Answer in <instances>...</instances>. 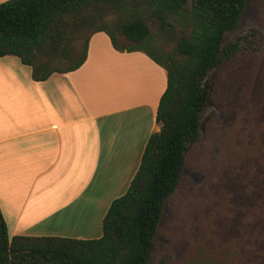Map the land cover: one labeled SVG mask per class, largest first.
<instances>
[{"label":"trees","instance_id":"trees-1","mask_svg":"<svg viewBox=\"0 0 264 264\" xmlns=\"http://www.w3.org/2000/svg\"><path fill=\"white\" fill-rule=\"evenodd\" d=\"M246 0H6L0 3V58L17 57L31 80L79 68L93 34L103 32L121 53L142 52L164 69L166 85L138 167L126 191L111 200L97 238L12 235L0 213V264H148L167 200L184 170L188 147L200 137L211 72L245 49L257 50L251 29L243 40H228ZM107 16H115L106 22ZM161 31L183 28L172 50L154 42L147 21ZM87 32L78 53L70 44ZM187 32V34H186ZM122 37L124 41L120 39ZM264 225V209L261 212ZM237 264H264V227L245 234ZM245 241V240H244ZM167 259L159 260L166 264Z\"/></svg>","mask_w":264,"mask_h":264},{"label":"crops","instance_id":"crops-1","mask_svg":"<svg viewBox=\"0 0 264 264\" xmlns=\"http://www.w3.org/2000/svg\"><path fill=\"white\" fill-rule=\"evenodd\" d=\"M93 37L79 68L43 82L0 58V213L12 235L99 237L118 172L131 179L160 128L164 69L109 39L92 52Z\"/></svg>","mask_w":264,"mask_h":264},{"label":"rangeland","instance_id":"rangeland-1","mask_svg":"<svg viewBox=\"0 0 264 264\" xmlns=\"http://www.w3.org/2000/svg\"><path fill=\"white\" fill-rule=\"evenodd\" d=\"M172 24L175 32L169 36L154 20L147 21L155 44L168 51L183 29ZM251 29L263 35L256 36L257 50L245 49L211 72L200 137L184 153V170L165 204L148 264L163 258L166 264H237L238 250L250 244L245 234L259 246L254 234L264 227V0H246L228 40H243ZM86 34L70 40L73 55ZM92 36L91 51L102 52V40L109 38L103 32ZM118 175L116 197L130 181L127 172Z\"/></svg>","mask_w":264,"mask_h":264}]
</instances>
